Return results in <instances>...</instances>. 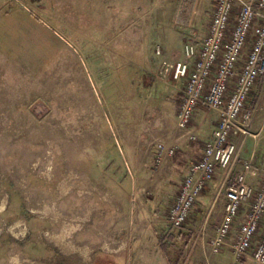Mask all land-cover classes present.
I'll use <instances>...</instances> for the list:
<instances>
[{
    "label": "rangeland",
    "instance_id": "rangeland-1",
    "mask_svg": "<svg viewBox=\"0 0 264 264\" xmlns=\"http://www.w3.org/2000/svg\"><path fill=\"white\" fill-rule=\"evenodd\" d=\"M213 6V0H0V207L8 201L12 215L18 206L22 219L26 208L43 211L34 215L32 235L37 241L41 231H53L50 241L33 244L47 256L58 247L66 251L58 254L62 264L150 261L147 253L128 250L123 239L93 254L89 236L80 231L76 237L80 226L74 220L81 212L83 218L91 216L106 155L121 156L114 134L131 140L146 132L175 137L176 106L165 107L158 86L163 83L146 72L162 60L179 59L186 41L199 44ZM155 55V61H147ZM263 93L259 85L250 95L257 111L249 134L236 133L231 140L239 156L254 150L258 163L264 162L259 160L264 157ZM194 132L196 139L181 142L196 144L199 132ZM119 168L116 201L136 220L137 235L147 236L149 244L166 239L167 257L178 264L195 260L191 252L203 244L210 250L209 237L202 236L204 221L194 229L189 218L180 228L169 226L165 213L174 187L161 189L162 179L153 173L134 176L149 207L136 213L139 198L128 201L132 182ZM0 219L5 222V216ZM4 240L15 250L13 257L25 250L21 241ZM153 249L148 247L150 253Z\"/></svg>",
    "mask_w": 264,
    "mask_h": 264
},
{
    "label": "built area",
    "instance_id": "built-area-1",
    "mask_svg": "<svg viewBox=\"0 0 264 264\" xmlns=\"http://www.w3.org/2000/svg\"><path fill=\"white\" fill-rule=\"evenodd\" d=\"M213 2L201 42L186 41L180 59L162 60L155 70L146 72L181 94L175 114V137L170 144L153 140L156 166L176 154L182 139H196L190 123L199 105L216 114L215 128L199 159L190 163L168 209L167 222L174 229L185 224L216 170L231 168L238 148L230 135L249 134L253 118L250 95L261 78L264 90V0ZM155 54H161L159 47ZM249 178L258 180L256 189ZM218 193L224 198V210L209 239L210 251L220 252L231 238V264H264V163L256 162L251 155L242 162L234 182L222 185ZM243 207L247 211L235 227Z\"/></svg>",
    "mask_w": 264,
    "mask_h": 264
},
{
    "label": "crops",
    "instance_id": "crops-1",
    "mask_svg": "<svg viewBox=\"0 0 264 264\" xmlns=\"http://www.w3.org/2000/svg\"><path fill=\"white\" fill-rule=\"evenodd\" d=\"M162 53H165L164 49H162ZM177 55L179 59L182 57V53H179ZM155 57L156 55L154 57L150 56L147 61L153 62L156 60ZM157 58L159 57L157 56ZM177 59L178 58H176V60ZM262 81L263 79L261 78L256 88L262 84ZM158 86H160L161 88L159 96L163 98V104L165 105V107L167 104L171 105V103L176 106L175 111L173 112V120L175 124V114L180 102L181 94L171 86L161 83ZM163 107L162 109L165 110V107ZM255 108L256 107L254 106L253 118L255 112L257 111V108ZM205 110L206 109L203 106L199 105L196 108L190 123V127L199 132V140L196 142V144H194L195 142L193 144L191 142H189V144H185L184 142L179 143L176 154L160 166H156L154 163L155 146L153 144V140L154 138H157L159 141H164L167 144H170L173 138L171 140H165L161 137H158V135H150L146 132L145 135H142L139 138L136 137V139L134 137L133 140H131L125 135L116 136L112 131V133L114 134L113 137L116 139L118 148L121 152V156L120 158H116L113 154L112 157L109 156V154L106 155L104 162L105 166L102 169V172L105 174V178H103L102 174L101 178L99 179V188L93 202L91 216L89 219L83 218L84 212H81V214L79 213L80 215H78L74 220L75 223H77L76 225L80 226V229H75L76 234L78 233L76 237L79 235L80 231H82V234L86 233L90 238L91 248L94 251L104 250L105 246H110L109 242L115 243V239H117V242L122 243V241L120 240L123 239V245H126L128 250L131 251L135 249L134 251H137L139 253L142 251L145 254L147 253L150 257V261H147L148 264L152 263V258L155 264L161 262L163 264H178L175 261L170 262L167 257L169 251L166 247V239L163 238V240H160L158 237L157 240L153 242L154 244H149V241L147 242V236H144V234H142L141 232H138L137 235V232L134 231L138 229L139 225H134L136 220L131 217V212L128 210V208L126 211H124V208H121V206H119L116 201L115 193L117 192V185L115 183H117L118 180L117 178H115V176L118 175L117 173L120 169L119 165H121L123 167V172L129 175L132 182L128 201H130V197L138 196V210L135 212H139L142 215L146 212H149V207L143 201L145 189L139 182L138 178H135L134 176L140 174L151 175L153 173L156 176L155 178L162 179L160 181L161 189L165 185L169 184L174 187L171 189L172 194L176 195L179 183L187 174L190 163L199 159L205 142L209 139L211 131L216 126L215 112ZM210 112L212 114H210ZM263 126L264 123L261 124L260 130H264ZM149 130L152 133L154 130L153 126L152 128H149ZM236 133L237 132H234L230 135V140H232V137H234V134ZM136 143L142 144L141 146H137ZM253 152L255 151L253 150L248 155L240 156V153H238L229 170L221 168H218L216 170L213 179L206 185L200 197L192 207L189 215V221L192 222L190 225L191 229H194L196 227L197 222L202 223L204 221L205 230L202 236L209 237V239L213 236L215 228L219 224L224 210V198L221 194L218 193L219 188L222 185L229 186L234 182L237 173L241 169L242 162L253 155ZM256 160L258 161L257 156ZM259 160L264 161V157L259 155ZM168 179L173 180L172 183H170ZM249 183L254 189L258 187V180L255 178H249ZM101 191H105L107 192V194ZM172 194L171 196H173ZM246 211L247 208L245 207L240 210L239 216L235 222V227H237ZM165 214V218H167V212ZM145 220H147V218H145ZM230 243L231 238L229 239L228 245L223 247L218 253H212L210 250H206L205 245L203 244L202 250H192L191 255L195 257V260L192 259L193 261L190 260L188 263L231 264L232 251L230 248ZM152 245L154 248H156L153 249L154 254L153 252L150 253L148 251V247H151ZM135 247L138 248V250H136ZM133 260L134 257H132V261Z\"/></svg>",
    "mask_w": 264,
    "mask_h": 264
},
{
    "label": "flooded vegetation",
    "instance_id": "flooded-vegetation-1",
    "mask_svg": "<svg viewBox=\"0 0 264 264\" xmlns=\"http://www.w3.org/2000/svg\"><path fill=\"white\" fill-rule=\"evenodd\" d=\"M7 204L8 201H5L4 205L0 207V215H3V217L5 216V222L0 223V264H62V259L59 258L60 256H58V254H66V251L56 247L57 250H52V256L49 257L45 254L44 249L33 245L34 242L39 243L38 240L45 239L50 241V237H52L53 234V231H41V235L36 237L37 241H34L35 237L32 235L34 228L32 223L35 221L34 215L40 214V212L43 211L26 208L27 216H24L25 219H22V213L18 210L19 207L17 206V208H15L16 210L12 211L13 214L10 215L11 211L8 209L9 206H7ZM0 221L3 222L2 219H0ZM59 228L60 227H57L56 229L58 232ZM5 237L11 238V242L13 241V243L14 240L23 242L22 244L25 250H22L20 256L16 254V256L13 257L12 253L15 250L9 247L8 244L6 245V241L4 240ZM91 251L95 254L93 249ZM74 253L77 255L79 254L81 257L80 250H76Z\"/></svg>",
    "mask_w": 264,
    "mask_h": 264
}]
</instances>
